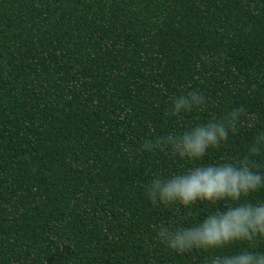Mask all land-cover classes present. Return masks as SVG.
Here are the masks:
<instances>
[{"label": "trees", "instance_id": "trees-1", "mask_svg": "<svg viewBox=\"0 0 264 264\" xmlns=\"http://www.w3.org/2000/svg\"><path fill=\"white\" fill-rule=\"evenodd\" d=\"M184 89L208 103L173 116ZM241 105L264 130V0H0V264H203L145 247L156 225L212 210L145 195L155 174L199 162L138 149Z\"/></svg>", "mask_w": 264, "mask_h": 264}, {"label": "clouds", "instance_id": "clouds-1", "mask_svg": "<svg viewBox=\"0 0 264 264\" xmlns=\"http://www.w3.org/2000/svg\"><path fill=\"white\" fill-rule=\"evenodd\" d=\"M208 61L207 56L202 57ZM171 114L179 116L208 103L197 89H184L171 101ZM256 116L243 105L183 132L152 135L140 152H168L181 160L199 162L186 173L155 174L145 184L146 198L153 204L189 208L197 202L212 209L202 221L177 226L176 221L156 225L155 245L177 255L203 254V264H264V200L253 195L264 190V130L255 127ZM253 130L245 150L231 161L204 163L210 150L219 149L242 126Z\"/></svg>", "mask_w": 264, "mask_h": 264}]
</instances>
